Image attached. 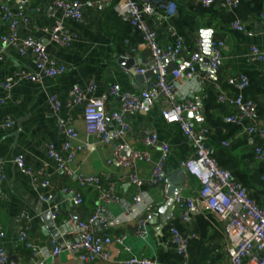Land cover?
<instances>
[{
    "label": "crops",
    "instance_id": "crops-1",
    "mask_svg": "<svg viewBox=\"0 0 264 264\" xmlns=\"http://www.w3.org/2000/svg\"><path fill=\"white\" fill-rule=\"evenodd\" d=\"M5 0L13 14L23 10L28 15V23H19L20 35H30L43 44L49 58L66 66V71L56 77H42L39 82L15 81L14 72L24 69L38 73L30 54H20L12 47H6L0 60V160H2L3 180L0 182V227L4 237L0 244L8 254L7 264H82L75 252L63 250L53 259L51 241L61 248L67 242L79 237L75 222L84 220L98 204L97 192L89 186H79L73 177H68L57 164L48 157L47 145L57 148L64 142V136L57 130L56 119L48 114V97L55 95L61 103L58 118L71 119V125L78 132V141L82 149L70 164L75 174L96 176L103 182H114L115 191L121 202L107 204V220L97 228L110 237L124 234L123 245L112 243L108 246V262L97 260L91 264L118 263L130 256L155 258L163 264H182L171 242L169 229H177L188 239L186 264H227L229 240L224 226L214 214L205 208L192 210L186 222L182 220L180 210L174 205L165 211H159L166 202L167 177H172L180 170L183 180L178 195L195 196L200 184L187 175L181 168V162L193 154V149L186 140L179 125L166 123L161 115V108L166 101L160 99L146 114L126 115L129 131L123 136V148L118 156L114 154L112 144H104L95 136L85 133L82 118V106L75 105L68 109L66 102L74 86L86 88L90 83L95 87L92 95L104 97V112L110 129L114 123L109 114L119 110L120 99L108 95L110 86L117 84L120 93L137 94L151 86L154 77L136 79L134 68L144 67L150 59L147 46L140 33L134 31L110 5L103 11L93 6L82 8L83 21L78 23L65 18L57 9L53 0ZM85 1V0H80ZM177 4L175 15L149 16L141 19L154 27L155 36L161 46L172 44L181 39L183 51L181 59H186L195 50L198 39L207 45L209 40H221L222 65L212 71L209 67L208 51L205 50L197 65L198 74L204 76L203 83L197 80L177 81V92L173 102L191 99L197 110L185 113L186 120L195 128H206L204 143L217 164L231 172L233 179L242 185L249 196L260 206H264V160L254 156V147L264 146V138L249 134L245 127L257 123L264 128V62L249 58V49L256 46L264 51V0H237L235 8L228 7L221 0H214L204 6L193 0H174ZM60 22L73 35L71 44L61 47L49 40L43 28ZM3 24V12L0 0V26ZM239 24L243 30L233 26ZM207 41V42H206ZM122 59L132 60L133 72L126 69ZM167 72H170L167 71ZM243 75L247 85L238 89L229 84L227 79ZM229 96L241 95L244 99L255 102L256 110L251 120L242 124L227 122L229 108L218 101L215 84ZM3 84H10L8 89ZM202 120V121H201ZM9 122L10 126L5 124ZM157 134L158 142L169 145L170 151L166 162V177L162 185L136 187L126 180H118L120 175L133 171L139 178L150 174L152 163L139 162L133 170L123 165V159L135 151H147L151 161L159 156V149L146 147L141 142L144 131ZM126 151L129 155L126 157ZM22 154L27 169L37 175V182L20 170L15 157ZM42 174L50 184H41ZM41 176V178H40ZM65 187L75 190L81 196V203H72V194L61 191ZM54 193L52 201H45L41 196ZM139 195L141 201L134 203ZM52 211L56 219L51 218ZM152 214L144 237L133 234L137 220L146 214ZM26 216L28 241L27 249L19 242L20 226L17 219Z\"/></svg>",
    "mask_w": 264,
    "mask_h": 264
},
{
    "label": "built area",
    "instance_id": "built-area-1",
    "mask_svg": "<svg viewBox=\"0 0 264 264\" xmlns=\"http://www.w3.org/2000/svg\"><path fill=\"white\" fill-rule=\"evenodd\" d=\"M23 5L24 0H19ZM162 2L155 4V2ZM204 6H209L214 0H193ZM228 7L235 8L237 0H221ZM53 5L62 12L65 18L75 22H82V8L85 5L93 6L99 11H103L112 5L119 15L129 23L130 27L140 33L144 44L147 46L150 59L144 67L134 68L139 74H144L148 70H154L156 75L152 83V90H142L137 94L120 93L119 86L114 84L108 90L109 96L120 99V109L113 110L109 114L110 120L114 123V128L110 129L106 121L104 112V97L92 95L95 87L90 83L86 88L74 86L66 102L68 109L75 105L82 106V118L84 130L87 135L95 136L104 144H112L114 154L118 156L123 148L121 140L129 131L130 127L125 119L126 115L135 113H148L160 99H164L166 106L161 108L160 115L166 123H176L193 149L191 157L181 162L182 170L198 181L200 187L195 196L177 195L175 205L180 210L182 220L187 221L188 215L196 208H205L222 222L226 236L229 240L228 262L227 264H264V206H260L253 200L245 188L236 182L229 170L221 168L204 143L206 128H193L185 118V113L197 110L196 103L189 99L180 102H173L172 98L177 92V81L179 79L199 80L203 83L204 76L198 74L197 65L204 51H208L209 67L212 71L218 70L222 65L223 42L221 40H209L205 45L202 39H198L195 50L186 59H181L183 43L181 39L175 40L172 44L161 46L155 36L154 27L146 24L141 19L142 14L149 16L175 15L177 4L174 0H53ZM1 10L3 12V24L0 26V60L2 52L6 47L16 49L20 54H30L33 58L35 68L38 73H32L24 69L14 72L15 81L39 82L42 77H56L66 71L64 64L58 63L49 58L45 50V44L30 35H20L17 31L19 23H28V15L23 10L13 14L5 0H1ZM264 20V13L261 14ZM237 30H243V26L234 24ZM43 32L47 33L50 42L57 46L67 47L71 44L73 35L60 22H55L51 26L44 27ZM249 58L254 61L264 62V51L256 46L249 49ZM176 63L177 66L167 72L166 66ZM227 82L239 90L247 85V80L243 75L236 78H228ZM5 89L10 84H3ZM217 99L225 104L230 114L226 116L227 122L242 124L244 120H251L255 114L256 104L250 99H244L241 95L229 96L224 93L219 84H215ZM4 102L0 98V103ZM48 114L56 119L57 130L64 136V142L59 148L54 144L47 145V155L65 172L68 177H73L76 184L82 187L89 186L96 190L98 204L94 211L84 220L75 222V228L79 232V237L71 242H67L61 248L55 241H51L52 257L55 259L63 250L75 252L82 264H91L97 260L108 262V246L112 243L123 245L124 234L110 237L106 233L98 230L97 226L107 220V204L120 203L121 197L115 191L114 182H103V179L96 176H83L75 174L70 168V164L75 155L81 151L82 145L78 141V132L71 125V119L61 120L58 118L61 103L55 95L48 97ZM202 121V120H201ZM6 127L10 123L5 124ZM249 134H256L264 138V128L257 123H250L245 127ZM141 142L146 147H156L159 149V156L151 161L147 151H135L123 159V165L133 170L137 163H152L150 174L146 178H139L133 171L120 175L118 180L135 185L136 187H153L162 185L166 177V162L169 155V145L165 142L159 143L157 134L154 131L146 130L141 135ZM254 156L258 160H264V146L257 145L253 149ZM16 163L22 172L27 173L34 183L37 182V175L27 169L22 154L15 157ZM2 160H0V182L3 180ZM41 178V176H40ZM264 182V174L261 177ZM41 184L49 185L50 182L42 174ZM61 191L72 194V203L77 206L81 203V196L75 190H68L65 187ZM54 193L41 196L42 200L52 201ZM1 200V195H0ZM135 204L141 201L140 196L133 198ZM57 215L52 211L51 218L55 221ZM152 220V214L148 213L139 218L134 226L133 234L136 237H144L148 223ZM20 226L19 242L24 248H31L28 241L26 216L21 214L17 219ZM171 242L175 246L176 254L185 263L187 257V247L189 237L183 236L177 229H169ZM4 237V231L0 227V241ZM123 249L129 251V247L123 245ZM8 254L0 244V264H7ZM35 264V263H31ZM110 264H163L155 258H144L130 256L118 263Z\"/></svg>",
    "mask_w": 264,
    "mask_h": 264
},
{
    "label": "water",
    "instance_id": "water-1",
    "mask_svg": "<svg viewBox=\"0 0 264 264\" xmlns=\"http://www.w3.org/2000/svg\"><path fill=\"white\" fill-rule=\"evenodd\" d=\"M124 60L125 59H122L121 62L124 63V66L126 67V69L130 70V68L132 67V64H131L132 60H130L128 62H126ZM176 66H177L176 63H170V64H168L166 66V70L167 71L172 70ZM130 71L133 72L132 69ZM155 75H156V72L154 70H148L143 75H135V77H136V79L143 80L144 78L154 77ZM145 90L146 91H151L152 87L151 86H146ZM128 155H129V152L127 153V151H126V157ZM182 180H183V172L181 170L178 173H176L175 175H172V177H167L166 178V182L168 183V187H167V190H166L167 200H166L165 203H163L161 205V208L159 209L160 212L168 210L174 205L175 198H176V196L178 195V192L181 189Z\"/></svg>",
    "mask_w": 264,
    "mask_h": 264
},
{
    "label": "trees",
    "instance_id": "trees-1",
    "mask_svg": "<svg viewBox=\"0 0 264 264\" xmlns=\"http://www.w3.org/2000/svg\"><path fill=\"white\" fill-rule=\"evenodd\" d=\"M160 3H162V2H158V1L155 2V4H160Z\"/></svg>",
    "mask_w": 264,
    "mask_h": 264
}]
</instances>
